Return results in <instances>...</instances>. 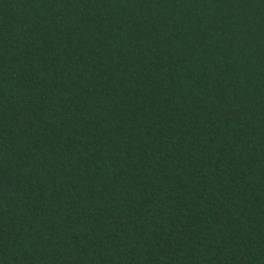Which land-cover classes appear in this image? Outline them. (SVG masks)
I'll use <instances>...</instances> for the list:
<instances>
[{
  "label": "trees",
  "instance_id": "obj_1",
  "mask_svg": "<svg viewBox=\"0 0 264 264\" xmlns=\"http://www.w3.org/2000/svg\"><path fill=\"white\" fill-rule=\"evenodd\" d=\"M0 264H264V0H0Z\"/></svg>",
  "mask_w": 264,
  "mask_h": 264
}]
</instances>
